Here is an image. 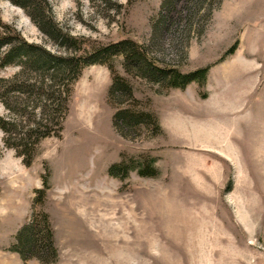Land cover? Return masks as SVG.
I'll use <instances>...</instances> for the list:
<instances>
[{
	"label": "rangeland",
	"instance_id": "rangeland-1",
	"mask_svg": "<svg viewBox=\"0 0 264 264\" xmlns=\"http://www.w3.org/2000/svg\"><path fill=\"white\" fill-rule=\"evenodd\" d=\"M46 15L58 37L40 29ZM0 23V35L54 55L129 40L157 67L208 68L203 84L179 89L117 55L88 65L38 142L29 131L43 101L27 87L9 92L0 264H264V0H0ZM19 71L8 65L0 79L39 85L33 70L15 80ZM114 76L130 94L112 93ZM122 110L147 117L132 126L116 117ZM120 163L134 168L111 176ZM37 213L55 249L42 260L15 250Z\"/></svg>",
	"mask_w": 264,
	"mask_h": 264
},
{
	"label": "trees",
	"instance_id": "trees-1",
	"mask_svg": "<svg viewBox=\"0 0 264 264\" xmlns=\"http://www.w3.org/2000/svg\"><path fill=\"white\" fill-rule=\"evenodd\" d=\"M9 1L23 8H27L32 2V0ZM45 19L46 21L44 22ZM40 22H44L39 24L41 30L45 32L48 31V34L55 33L57 37L59 36L58 29L51 21L50 16H44ZM0 26L5 27V25L1 23ZM17 39L18 42L16 41L17 43H14L9 36L4 34L0 35V69L17 63L20 65L21 71L16 75L17 78H14L15 80L22 79L21 77L26 71L33 70L35 74L40 76V82L38 86L34 82H21L18 85L14 84L15 87H13L10 81L0 79V102L6 109L10 110L8 101L9 92H22L23 87L31 89L32 93L36 91L35 94L43 101V104L39 107L40 113L38 120L34 121L29 131L31 136L34 135L36 137V142H38L40 138L49 135V133H47V125L49 121L54 120V117H51V115L60 112L59 114L62 115V117L64 116L67 101L71 93L70 86L77 80L81 70L91 64H105L107 58L112 55L122 57L127 69L129 68L131 70V68H134L140 70L142 75L152 82L165 83L169 88L182 89L192 82L203 84L208 72V68L190 73H181L176 69L157 67L151 62L146 61L140 47L129 40H123L108 47L99 48L90 54L75 57L54 55L38 46L28 44L19 37H17ZM4 47H6V50L2 51ZM115 91L130 94L129 87L117 76L113 77L112 93ZM41 100L40 102H42ZM116 117L125 124H131L133 126L144 122L143 120H145L147 115L143 113H130L129 111L122 110L116 114ZM10 126L11 124L8 121L0 117V129L6 136L4 142L8 147L12 146L9 142L11 138L9 134L11 131ZM19 144L20 145H16V148H18V146L23 147L24 149L21 150L20 153L22 152V154H25V148L28 147V145L21 141H19ZM133 168L134 167L126 165L125 163H120L112 166L109 170V174L114 177H118L120 174L123 176ZM151 169V166H145L143 163H140L138 174L141 176L150 175L149 172H151ZM16 240L17 245L15 250L21 255L26 251L31 253L35 252L37 253L35 257L41 260L43 258V252L47 254V251L50 250L52 255H55L53 234L48 217L45 214H35L31 223H28L19 230Z\"/></svg>",
	"mask_w": 264,
	"mask_h": 264
}]
</instances>
